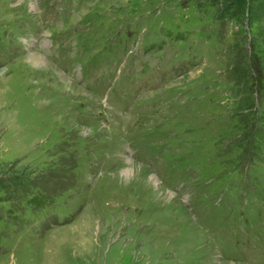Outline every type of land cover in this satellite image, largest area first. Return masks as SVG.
<instances>
[{"label":"rangeland","instance_id":"374dc122","mask_svg":"<svg viewBox=\"0 0 264 264\" xmlns=\"http://www.w3.org/2000/svg\"><path fill=\"white\" fill-rule=\"evenodd\" d=\"M0 264H264V0H0Z\"/></svg>","mask_w":264,"mask_h":264},{"label":"bare ground","instance_id":"6f19581e","mask_svg":"<svg viewBox=\"0 0 264 264\" xmlns=\"http://www.w3.org/2000/svg\"><path fill=\"white\" fill-rule=\"evenodd\" d=\"M30 60L33 61V63H39L42 65H45V62L42 60L41 56L38 54H32L30 56ZM41 66V65H40ZM40 69V68H39ZM73 89H75L73 86H71ZM134 170V169H133ZM131 172V171H130ZM169 198V197H168Z\"/></svg>","mask_w":264,"mask_h":264},{"label":"trees","instance_id":"16d2710c","mask_svg":"<svg viewBox=\"0 0 264 264\" xmlns=\"http://www.w3.org/2000/svg\"><path fill=\"white\" fill-rule=\"evenodd\" d=\"M262 12H263V11H260L261 14H263ZM37 197H39V196H33V197H31V198H30V201L36 203L35 200L37 199ZM38 204H39V203H38ZM43 204H45V202H44ZM43 204H42V205H43ZM40 205H41V204H40Z\"/></svg>","mask_w":264,"mask_h":264}]
</instances>
